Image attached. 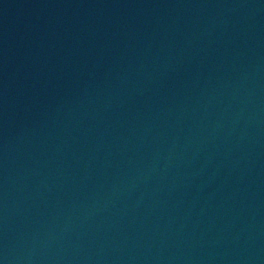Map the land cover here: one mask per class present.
I'll return each mask as SVG.
<instances>
[{
    "label": "water",
    "instance_id": "95a60500",
    "mask_svg": "<svg viewBox=\"0 0 264 264\" xmlns=\"http://www.w3.org/2000/svg\"><path fill=\"white\" fill-rule=\"evenodd\" d=\"M0 264H264V0H0Z\"/></svg>",
    "mask_w": 264,
    "mask_h": 264
}]
</instances>
